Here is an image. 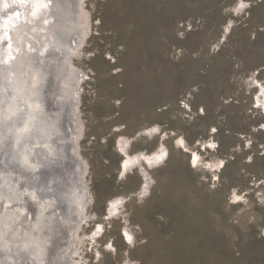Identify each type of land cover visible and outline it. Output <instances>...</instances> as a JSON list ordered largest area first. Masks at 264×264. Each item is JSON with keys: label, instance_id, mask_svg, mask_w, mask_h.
Wrapping results in <instances>:
<instances>
[{"label": "rangeland", "instance_id": "obj_1", "mask_svg": "<svg viewBox=\"0 0 264 264\" xmlns=\"http://www.w3.org/2000/svg\"><path fill=\"white\" fill-rule=\"evenodd\" d=\"M238 1L84 0L91 32L72 58L90 193L80 264H264L263 95L249 83L264 82V0L237 13ZM121 136L131 153L169 150L144 198ZM191 151L217 168L194 167Z\"/></svg>", "mask_w": 264, "mask_h": 264}, {"label": "bare ground", "instance_id": "obj_2", "mask_svg": "<svg viewBox=\"0 0 264 264\" xmlns=\"http://www.w3.org/2000/svg\"><path fill=\"white\" fill-rule=\"evenodd\" d=\"M7 2L12 7L5 10L0 0V61H7L0 65L5 69L0 75V119L10 117L5 123L15 122L16 129L6 133L0 151V264H80L79 233L89 218L90 193L88 164L79 152L84 123L77 88L84 74L72 57L90 35L92 16L84 0ZM239 5L240 0L234 10ZM249 83L259 86L263 96L257 104L264 111V82L252 77ZM159 132L156 125L138 136ZM14 138L19 144L10 148ZM132 141L121 136L118 149L127 158L125 172L140 170L144 179L137 195L144 198L155 183L150 171L166 163L169 150L159 142L153 152L131 153ZM176 143L189 150L184 138ZM191 156L192 164L198 157L196 166L217 168L196 151ZM117 202L110 200L109 215L119 214ZM122 231L133 244L132 230L125 226Z\"/></svg>", "mask_w": 264, "mask_h": 264}, {"label": "snow or ice", "instance_id": "obj_3", "mask_svg": "<svg viewBox=\"0 0 264 264\" xmlns=\"http://www.w3.org/2000/svg\"><path fill=\"white\" fill-rule=\"evenodd\" d=\"M23 2H27V0H13V3H23ZM37 3H40L42 2V0H36ZM10 7H12L11 4H9L7 2V0H3V8L5 10L9 9ZM249 7V5H247L246 3H244V0H240V5H239V8H237L235 11L237 13L241 12L243 9ZM18 15V13H17ZM33 15H36V13L34 12ZM6 36V34H5ZM7 61H0V65H3V64H6ZM5 71V69L0 66V75L3 74V72ZM11 118L10 117H4L3 119H0V124H2L4 126V130L3 131H0V151H3L4 148H3V145L5 143V140H8V136L6 135V133H11L14 129H16V124L15 122H11V123H5V121L7 120H10ZM153 131H158L157 129H154ZM215 131V130H214ZM19 144V140L18 139H12V140H9L8 142V146L10 148H14L16 145ZM123 151V149H122ZM166 155V154H165ZM194 157H195V154H193ZM15 159V158H13ZM198 160V157H196L194 159V162H193V166L195 167L196 166V161ZM139 161L137 160L136 163H138ZM22 163L27 167L28 166V158L27 156L25 155L23 157V160H22ZM147 187V186H145ZM242 199V197H237V200H240ZM119 202H117L118 204ZM113 207H116V205H113ZM113 215H116V212H113ZM125 235L127 236V233H125ZM129 242L131 243L132 241V237L131 236H127Z\"/></svg>", "mask_w": 264, "mask_h": 264}, {"label": "water", "instance_id": "obj_4", "mask_svg": "<svg viewBox=\"0 0 264 264\" xmlns=\"http://www.w3.org/2000/svg\"><path fill=\"white\" fill-rule=\"evenodd\" d=\"M78 52H79V50H77L76 52H75V55H77L78 54ZM75 57V56H74ZM73 58V57H72ZM74 59V58H73ZM152 172V170L150 171V173ZM152 174V173H151ZM144 179V178H143ZM86 193H87V191H86Z\"/></svg>", "mask_w": 264, "mask_h": 264}]
</instances>
